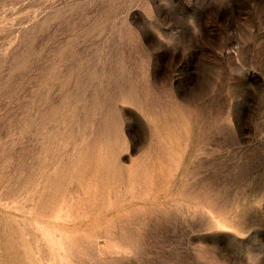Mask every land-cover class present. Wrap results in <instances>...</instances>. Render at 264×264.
I'll use <instances>...</instances> for the list:
<instances>
[{
  "label": "rangeland",
  "instance_id": "1",
  "mask_svg": "<svg viewBox=\"0 0 264 264\" xmlns=\"http://www.w3.org/2000/svg\"><path fill=\"white\" fill-rule=\"evenodd\" d=\"M0 264H264V0H0Z\"/></svg>",
  "mask_w": 264,
  "mask_h": 264
}]
</instances>
